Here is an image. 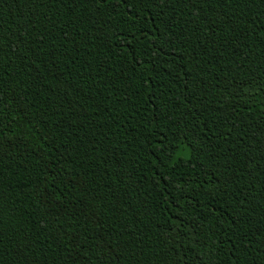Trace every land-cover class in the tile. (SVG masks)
<instances>
[{"label":"trees","instance_id":"trees-1","mask_svg":"<svg viewBox=\"0 0 264 264\" xmlns=\"http://www.w3.org/2000/svg\"><path fill=\"white\" fill-rule=\"evenodd\" d=\"M0 264H264V0H0Z\"/></svg>","mask_w":264,"mask_h":264}]
</instances>
